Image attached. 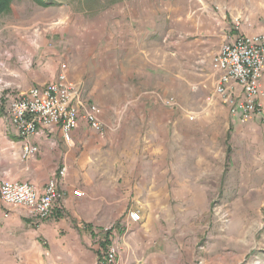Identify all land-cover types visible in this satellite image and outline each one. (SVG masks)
<instances>
[{"label":"crops","instance_id":"0c3cea01","mask_svg":"<svg viewBox=\"0 0 264 264\" xmlns=\"http://www.w3.org/2000/svg\"><path fill=\"white\" fill-rule=\"evenodd\" d=\"M214 2L173 0L165 11L155 4H114L103 21L91 23L96 30L99 24L112 21L104 30L86 37L60 34L55 49L48 45L45 34L30 38L29 58L37 70L25 75L15 72L11 86L22 92L41 88L56 81L63 71L82 99L97 107L103 131L95 133L81 120L72 132L71 145L63 141L57 126H40L35 135L24 139L12 125L7 108L0 113V182L28 183L41 194L46 182L66 168L58 186L59 198L47 220L0 202V264H30L31 259L34 264H49L42 259L47 251L55 254L50 264H65L63 257L69 253L75 264H84L85 254L94 262L95 257L83 246L91 237L78 234L80 221L99 229L104 220L117 219L127 211L130 194L133 205H148L147 212H151L154 204L165 202L160 189L178 188L180 195L202 186L192 172L212 165L216 135L202 133V122L191 124L192 117L182 116L179 109H167L163 103L183 110L189 101L194 102L205 114L206 123L229 120L240 125L217 99L209 100L214 101L212 105L206 102L217 83L212 59L237 37L260 35L248 24L230 33L225 19L232 9L215 13L211 9ZM47 9L38 18L48 19ZM63 14V10L56 14L59 21L67 18ZM260 84L264 110V68ZM248 125L264 127L259 118ZM118 132L119 144L136 140L132 147H140L130 161L135 164L132 171L124 152L114 148ZM201 143L206 146L204 155L192 149ZM27 145L35 153L24 158ZM129 189L133 191L129 193ZM74 191L82 193V198L75 197ZM63 234L65 237L60 236Z\"/></svg>","mask_w":264,"mask_h":264},{"label":"rangeland","instance_id":"374dc122","mask_svg":"<svg viewBox=\"0 0 264 264\" xmlns=\"http://www.w3.org/2000/svg\"><path fill=\"white\" fill-rule=\"evenodd\" d=\"M45 1L52 3L47 7L52 9L40 7L30 0H15L11 6L13 13L0 17L1 114L5 113L11 101L26 93L11 86L15 72L25 75L37 70L35 61L29 58L31 37L45 34L48 45L55 49V41L60 34L68 38L71 35L86 37L97 29L104 30V26L113 24L108 20L99 24L96 30L91 27V23L103 21L105 13H109L106 10L114 4H155V7L165 11L167 4L173 0ZM215 1L211 5L215 13L221 8L227 13L232 9L229 11L231 16L227 15L225 19L230 33L235 32L234 28L238 30L243 24H248L264 36V0ZM44 9L49 10L48 19L38 18V13ZM61 10L67 16L63 21L56 17ZM41 38L44 39V36ZM209 94L207 98L211 96ZM206 102L214 104V101ZM163 105L170 110H181L182 116L192 117L194 120L189 121L191 124L202 122L200 126L203 130L199 129L202 133L212 132L216 135V146L211 150L212 165L192 172L200 178L196 183L202 186L186 189L180 195L178 188L170 186L160 189L161 199L165 202L154 204L155 209L151 212H147L148 205L140 202L133 205L135 199L131 201L130 194L127 211L117 219L104 220V225L99 229L80 221L78 234L87 239L91 237L83 246L95 257L91 262L87 259L88 254H85L84 260L82 257L80 260L84 264H102L101 257L111 246L116 250L117 264H264V127L248 123L233 125L229 120L228 123H206L202 109L190 101L184 111L178 105L175 108ZM113 139L114 148L124 152L132 171L135 164L130 161L132 157H137L140 149L138 146L132 147L136 140L127 139L126 145L119 144L120 132ZM205 148L201 143L200 147L192 149L204 155ZM123 165L127 166V163ZM192 191L195 193H190ZM130 206L131 211L141 213L140 221H130ZM60 236L65 237V234ZM43 247L48 248L47 244ZM47 252L42 259L50 264L55 254L53 251ZM70 254L63 257L65 264H75L70 260ZM33 261L31 259L30 264H34Z\"/></svg>","mask_w":264,"mask_h":264},{"label":"built area","instance_id":"2783aa9c","mask_svg":"<svg viewBox=\"0 0 264 264\" xmlns=\"http://www.w3.org/2000/svg\"><path fill=\"white\" fill-rule=\"evenodd\" d=\"M61 68L64 70L65 66ZM263 68L264 36H239L226 43L212 59L217 83L208 101L217 99L240 123L259 118L264 124L260 100ZM167 105H173V102L167 101ZM6 114L24 139L35 135L40 126H57L63 141L71 145L72 132L81 120L95 133L103 131L97 107L82 99L78 87L66 78L63 71L56 81L41 88H31L19 99L11 101ZM34 153L32 146L27 145L23 149L24 158ZM65 175L66 168L62 167L56 177L46 182L41 194L28 183L3 180L0 182V202L23 208L38 220H47L59 198L58 186ZM74 195L80 197L82 193L74 191ZM128 216L131 222L140 221L138 212L130 211ZM101 261L102 264H117L116 250L109 246Z\"/></svg>","mask_w":264,"mask_h":264},{"label":"trees","instance_id":"16d2710c","mask_svg":"<svg viewBox=\"0 0 264 264\" xmlns=\"http://www.w3.org/2000/svg\"><path fill=\"white\" fill-rule=\"evenodd\" d=\"M15 0H0V17L4 14H8L11 11V6ZM36 5L47 8L52 6L51 2H47L45 0H30Z\"/></svg>","mask_w":264,"mask_h":264}]
</instances>
